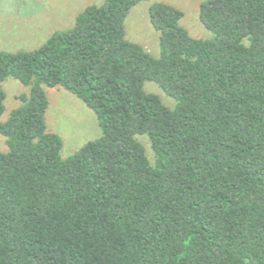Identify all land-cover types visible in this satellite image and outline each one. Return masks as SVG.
<instances>
[{"label":"trees","instance_id":"16d2710c","mask_svg":"<svg viewBox=\"0 0 264 264\" xmlns=\"http://www.w3.org/2000/svg\"><path fill=\"white\" fill-rule=\"evenodd\" d=\"M146 1L105 0L0 52V116L6 79L29 88L0 123V264H264V0H205L210 40L152 5L158 58L125 39ZM42 87L80 100L101 137L62 159Z\"/></svg>","mask_w":264,"mask_h":264},{"label":"rangeland","instance_id":"374dc122","mask_svg":"<svg viewBox=\"0 0 264 264\" xmlns=\"http://www.w3.org/2000/svg\"><path fill=\"white\" fill-rule=\"evenodd\" d=\"M105 0H0V52H31L42 46L55 32L71 29L75 18L88 6H100ZM205 0H148L134 6L124 21L125 39L138 44L151 57H159V35L152 28L148 9L154 4H166L182 12L180 26L189 36L210 40L212 35L199 21V7ZM1 88L5 93L4 113L0 123L7 120L11 111L21 106L17 99L28 94L29 88L18 81L6 79ZM48 108L45 114L47 131L62 141L60 156L67 159L86 143L97 140L102 133L95 115L76 97L62 88L42 87ZM144 91L157 95L162 103L172 108L174 102L154 83H145ZM148 158L152 156L145 139ZM5 138L0 135V152H6Z\"/></svg>","mask_w":264,"mask_h":264}]
</instances>
